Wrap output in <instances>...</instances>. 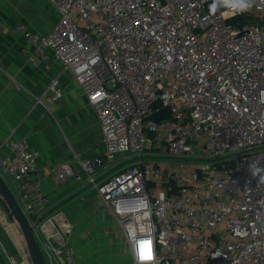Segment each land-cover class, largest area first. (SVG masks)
Here are the masks:
<instances>
[{"label":"built area","instance_id":"built-area-1","mask_svg":"<svg viewBox=\"0 0 264 264\" xmlns=\"http://www.w3.org/2000/svg\"><path fill=\"white\" fill-rule=\"evenodd\" d=\"M45 1L58 16L47 34L10 28L45 72L60 66L32 107L59 102L71 77L104 146L55 165V182L95 190L131 264H264V0L237 15L211 14L213 0ZM37 158L25 139L0 143L45 263L77 264L72 225L31 178Z\"/></svg>","mask_w":264,"mask_h":264},{"label":"crops","instance_id":"crops-1","mask_svg":"<svg viewBox=\"0 0 264 264\" xmlns=\"http://www.w3.org/2000/svg\"><path fill=\"white\" fill-rule=\"evenodd\" d=\"M57 18L45 0H0V143L25 139L38 152L31 178L41 179L42 190L49 199V214H62L72 225L70 242L76 248L77 264H100V250H106L110 264H131L123 236L119 229L113 231L110 217L108 221L105 218L104 227H98L100 212L95 195L91 194L93 189L81 187L72 178L58 184L50 172L55 165L73 159L75 153L90 160L104 154L97 116L71 77H60L64 93L59 102L32 107L34 97L47 89L49 77L57 74L60 66L53 62L45 72L40 56L25 37L10 28L24 24L35 37H41L52 29ZM46 54L51 56L50 52ZM15 83L21 92L14 89ZM3 151L8 152L6 148ZM74 168L79 169L77 164ZM110 171L112 167L107 165L95 170L99 178ZM0 177L14 196L18 185L1 171ZM69 203L72 204L63 210ZM23 252L20 244L7 245L6 249L0 246V259L5 264H32L28 253L27 259L20 261Z\"/></svg>","mask_w":264,"mask_h":264},{"label":"water","instance_id":"water-1","mask_svg":"<svg viewBox=\"0 0 264 264\" xmlns=\"http://www.w3.org/2000/svg\"><path fill=\"white\" fill-rule=\"evenodd\" d=\"M0 206L6 213L7 221L14 224L19 230L23 242L27 248L32 264H46L42 251L36 241L33 228L29 226L21 213L20 207L7 187L4 180L0 177Z\"/></svg>","mask_w":264,"mask_h":264},{"label":"rangeland","instance_id":"rangeland-1","mask_svg":"<svg viewBox=\"0 0 264 264\" xmlns=\"http://www.w3.org/2000/svg\"><path fill=\"white\" fill-rule=\"evenodd\" d=\"M93 193H94L95 198H96V202H95L96 209H98V211L100 212V216H97V218H98L97 223H98V225H100L98 227H100V228L104 227V224H105L104 222H106V220L109 216L111 221H112L113 231L115 229H118V226H117L116 222L114 221V218L112 217V215L110 214L108 209L103 206L104 204L100 201L98 195L95 193V190H91V194H93ZM14 196L18 201H21V195H20L19 191L16 190L14 193ZM71 204L72 203L67 204V207L63 208V210H66V208H68ZM105 218H106V220H105ZM72 236H73V232H72ZM18 244L22 245V250L24 251L23 252L24 257H23V254L19 255L20 261L22 259H24V261H25V259H27V256L25 255V253H28V252H27L26 246L23 245V238H22L19 230L17 229V227L14 224L7 221L6 213L2 210V208L0 206V246L6 249L7 245L11 246V247L12 246L17 247ZM75 250H76V248H75ZM97 259H98V262L100 264H110V262H108V260H107L106 250H100V253L97 256ZM0 262H1L0 264H5L4 261H2L1 259H0Z\"/></svg>","mask_w":264,"mask_h":264},{"label":"clouds","instance_id":"clouds-1","mask_svg":"<svg viewBox=\"0 0 264 264\" xmlns=\"http://www.w3.org/2000/svg\"><path fill=\"white\" fill-rule=\"evenodd\" d=\"M254 0H213V3L209 6L211 14H215L218 7L223 5L228 8L232 15L242 14L251 10ZM249 170L253 176H257L261 169L256 164H250ZM260 179L264 181V176Z\"/></svg>","mask_w":264,"mask_h":264}]
</instances>
